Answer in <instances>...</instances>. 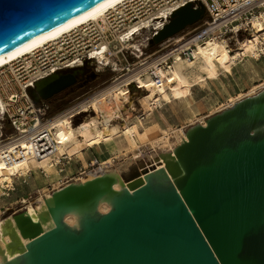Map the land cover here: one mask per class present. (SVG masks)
<instances>
[{
	"label": "water",
	"instance_id": "1",
	"mask_svg": "<svg viewBox=\"0 0 264 264\" xmlns=\"http://www.w3.org/2000/svg\"><path fill=\"white\" fill-rule=\"evenodd\" d=\"M100 1L0 0V53ZM204 14L200 1L179 6L149 43ZM81 69L54 71L27 91L35 103L49 100L72 85ZM186 131L175 149L172 178L151 171L120 190L103 173L68 182L46 201L53 225L45 230L16 213L30 239L4 264H264V91ZM104 195L110 208L100 212L94 205ZM73 210H80L78 226L64 221Z\"/></svg>",
	"mask_w": 264,
	"mask_h": 264
},
{
	"label": "bare ground",
	"instance_id": "2",
	"mask_svg": "<svg viewBox=\"0 0 264 264\" xmlns=\"http://www.w3.org/2000/svg\"><path fill=\"white\" fill-rule=\"evenodd\" d=\"M119 1L101 0L60 24L0 53V66L77 24L98 18ZM223 38H209L204 44H197L192 56L175 58L167 70L159 72L162 76L160 82H155L147 75L141 80L146 86V93L134 98L147 113L145 121H139L131 115V111L135 109V99L124 79L118 77L105 86L93 90L94 92L83 97L74 106L63 109L51 119L52 134L57 142V152L54 156L35 159L30 155L29 145L23 143L24 155L8 162L5 155L11 153L12 147L9 149L4 147H8L11 143L3 146V152L0 154V193L3 185L11 184L13 174L26 176L31 170L43 168L45 176L58 177L59 171L51 162L57 160L60 154H65L68 159L81 157L82 150L88 147L93 148L100 156L98 158L107 164L102 173L112 178L113 190L127 187L128 183L137 177L143 182L144 175L151 171L165 173L172 178L171 171L176 164V146L187 139L188 127L196 123L205 124L206 118L190 110L192 118L189 120L190 125L185 129L182 124L160 127L157 122H150L154 112L153 106L163 102L169 103L172 100L187 101L193 85H204L207 79H218L223 72L230 73L232 65L240 57L257 59L259 52L264 50V14L261 18H254L251 33L243 37L244 39L237 40L233 46L228 45ZM263 91L264 78L243 91L229 95L225 104L210 108L209 114L231 106L245 96ZM82 112H86L84 117L74 122V117ZM130 115L133 119H129ZM116 138L119 139L116 141ZM112 141L117 142L114 151L122 150L121 153L124 154L123 159L113 165L110 164L111 157L106 158L104 152V147L108 149L107 145ZM143 146L146 148L142 149ZM92 177L93 174L87 173L75 182H82ZM60 183L52 189L59 188ZM51 192L43 189L33 197L28 196V200L20 208L0 214V264L14 260L24 251L25 243L30 239L22 234L17 225L16 220L20 215L15 216L16 213L22 211V215L29 216L30 220L37 222L43 230L53 225L46 206V201H51ZM5 206V209L11 208L10 205ZM94 208L100 212L108 210L109 196L100 197ZM79 218L80 210L69 211L64 215V221L71 226H78Z\"/></svg>",
	"mask_w": 264,
	"mask_h": 264
},
{
	"label": "built area",
	"instance_id": "3",
	"mask_svg": "<svg viewBox=\"0 0 264 264\" xmlns=\"http://www.w3.org/2000/svg\"><path fill=\"white\" fill-rule=\"evenodd\" d=\"M198 1L205 10L199 21L162 40L158 48L147 50L153 45L149 39L176 8L187 2L196 6ZM262 14L264 0H120L98 18L77 24L0 66V154L9 143L4 147H12L11 153L5 155L8 162L24 155L23 143L29 145L30 155L35 159L54 156L57 152L51 119L81 99L77 97L79 100L71 105L52 112L49 100L35 103L27 91L37 79L57 70L86 65L95 71H112L109 83L120 77L133 96L138 97L146 93L141 82L146 75L160 82L161 70H167L177 57L192 56L197 44H204L209 38L224 37L233 46L232 41L237 40L233 37L249 33L254 18H261ZM262 53L264 50L259 52ZM136 100L138 110L133 116L145 121L147 113ZM159 106H153V110ZM66 159L65 154H60L51 163L64 172ZM105 167L107 164L94 154L86 165L64 174L60 186L87 173L100 175ZM39 170L44 173L43 168ZM23 176L13 174L11 184L2 186L0 196H9L16 189L17 179L26 182Z\"/></svg>",
	"mask_w": 264,
	"mask_h": 264
},
{
	"label": "rangeland",
	"instance_id": "4",
	"mask_svg": "<svg viewBox=\"0 0 264 264\" xmlns=\"http://www.w3.org/2000/svg\"><path fill=\"white\" fill-rule=\"evenodd\" d=\"M250 33L251 31H249V33H240L234 36L233 38H237V40H242ZM237 40H233L232 42L235 44ZM158 47L159 44L156 43L150 46L147 50H153ZM88 69V73L94 71L96 75L92 79H90V81L86 83L85 86L76 89L70 93H67L64 96H61L55 101H53L52 112L59 111L63 107L71 105L78 98L82 99L83 97L92 93L93 90L95 91L98 88L106 85L107 83H109V77L113 75V72L109 70L95 71L93 69L91 70V68ZM231 69L232 71L230 73L223 72L222 74H220L218 79H207L204 85H193L191 87V94L188 96L187 101L172 100L169 103H161L160 106L154 110L152 114L153 118L150 122H155L153 119H158L162 123V126L160 125V127H168L175 125L178 126V124H182L183 128L185 129L187 126L190 125L189 120L192 118V112H190V110L194 111L195 113H198L199 116L203 115L202 117L206 118L208 115H210V108L214 106L216 107L222 103L225 104L226 99L229 95H233L238 93L239 91H243L252 84L259 81L260 79L264 78V53L259 54L257 59H254L252 57H240L236 60V63L232 65ZM134 97L137 98V96H133V98ZM134 105L135 109L131 111L132 116L138 108L136 102ZM85 114L86 112L77 114V117H74V122L81 120V118H83ZM131 115L129 119H133ZM118 139L116 138V141ZM116 143L117 142L112 141L107 145L108 149L104 147V152L107 156L106 158L111 157V165L121 161L124 156V154L122 155V150L114 151L116 149L115 147L117 146ZM141 148L145 149L146 147L143 146ZM94 154L100 157L98 153L94 151L93 148L88 147L82 150V156H84V158L82 156L72 157L70 159L67 158V162L65 163V171L59 172L58 177L55 178H52L51 176H45V172L41 173L39 169L31 170L26 176H23L26 178V182H19L21 179H17L16 189L9 196H0V214L7 213L11 210L20 208L21 205L26 200H28V196L33 197L37 192L43 189L51 190L53 187H56L57 185H59L60 178H62V175L75 172L81 165H86L90 157H92V155ZM88 157L89 159L87 160ZM20 198L23 199L20 200ZM4 204H11V208L5 209Z\"/></svg>",
	"mask_w": 264,
	"mask_h": 264
},
{
	"label": "trees",
	"instance_id": "5",
	"mask_svg": "<svg viewBox=\"0 0 264 264\" xmlns=\"http://www.w3.org/2000/svg\"><path fill=\"white\" fill-rule=\"evenodd\" d=\"M204 15H205V14H204ZM88 75H89V73H88ZM77 78H78V77H77ZM90 79H92V78H89V79L86 80V81H85V80H84V81H81V80H79V79H76V81H75L72 85H70V86L66 87L65 89H63L62 91H60V92L54 94V95L49 99V101H50L51 104H52L53 101H55V100L58 99L59 97L64 96V95L67 94V93H70V92H72V91H74V90H76V89H79V88L85 86L86 83H88V82L90 81Z\"/></svg>",
	"mask_w": 264,
	"mask_h": 264
},
{
	"label": "flooded vegetation",
	"instance_id": "6",
	"mask_svg": "<svg viewBox=\"0 0 264 264\" xmlns=\"http://www.w3.org/2000/svg\"><path fill=\"white\" fill-rule=\"evenodd\" d=\"M88 68L89 67L86 66V65L82 66V69L77 74V77H78L77 79H79L81 81L88 80L90 78L89 75H88V71H89Z\"/></svg>",
	"mask_w": 264,
	"mask_h": 264
},
{
	"label": "crops",
	"instance_id": "7",
	"mask_svg": "<svg viewBox=\"0 0 264 264\" xmlns=\"http://www.w3.org/2000/svg\"><path fill=\"white\" fill-rule=\"evenodd\" d=\"M153 115H151V120H152V117ZM154 121H155V123L157 122L159 125H161L162 123H161V121H159L158 119L156 120V119H153ZM162 126V125H161ZM83 158H84V156H82ZM89 159V157L87 158V160ZM86 160V159H85Z\"/></svg>",
	"mask_w": 264,
	"mask_h": 264
}]
</instances>
